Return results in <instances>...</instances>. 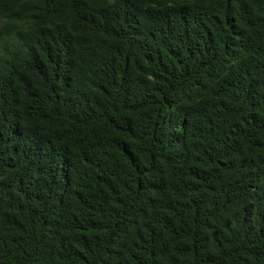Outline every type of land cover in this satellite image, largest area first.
I'll return each mask as SVG.
<instances>
[{"label": "trees", "instance_id": "1", "mask_svg": "<svg viewBox=\"0 0 264 264\" xmlns=\"http://www.w3.org/2000/svg\"><path fill=\"white\" fill-rule=\"evenodd\" d=\"M0 264H264V0H0Z\"/></svg>", "mask_w": 264, "mask_h": 264}]
</instances>
